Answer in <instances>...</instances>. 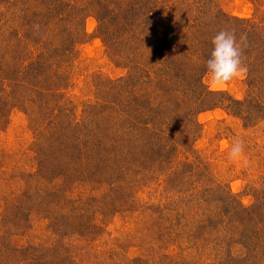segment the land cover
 I'll return each instance as SVG.
<instances>
[{
	"label": "rangeland",
	"instance_id": "374dc122",
	"mask_svg": "<svg viewBox=\"0 0 264 264\" xmlns=\"http://www.w3.org/2000/svg\"><path fill=\"white\" fill-rule=\"evenodd\" d=\"M133 1L75 0L63 22L56 0H0V264H264V96L247 71L158 97L155 66L112 34ZM215 2L264 14V0ZM170 16L158 23L175 30Z\"/></svg>",
	"mask_w": 264,
	"mask_h": 264
},
{
	"label": "trees",
	"instance_id": "16d2710c",
	"mask_svg": "<svg viewBox=\"0 0 264 264\" xmlns=\"http://www.w3.org/2000/svg\"><path fill=\"white\" fill-rule=\"evenodd\" d=\"M110 1L111 4L114 3L115 5L120 2V0ZM75 4V0H56L55 3H51L52 6H49L52 8L58 6V10L55 12L56 17H58V19H63L64 22V20L70 19L69 16H71L74 11L78 10L76 7H73ZM124 6L125 5L120 4L117 9L118 13L121 12V16L118 15L113 18L116 23L114 26L115 33L119 37H116L114 32L112 34L118 44L124 45L125 42L132 46L137 52L133 59V66L137 67L139 65L136 58H142V56L147 59L149 64L155 66L153 69L154 74L149 72L148 76L152 84L158 88V91H156L158 97L173 98L178 95L177 92L179 88L180 90L183 87L189 89V87L193 85H200L204 82L203 80L206 76V62L213 47L211 43L212 38L218 31L225 28L234 30L238 40L241 36H246L247 39L243 48L242 60L243 65L248 71V87L252 89V93L250 94H254L253 101L257 100L258 97L261 98L264 96L263 8H257L253 18L241 19L229 15L224 10H221L220 7L218 8L215 0H168V2L159 0H135L132 3L130 2L127 10ZM62 8H64V10ZM170 11L174 14L173 19L176 23L174 25V27H176L175 30H173V26L172 28H162L163 24L169 21L164 20V23H158L159 21H163V19H169L171 17ZM62 14H65V16L62 17ZM175 16L177 17L175 18ZM138 17L141 19L139 20ZM135 18L138 20L136 19L135 21ZM105 19L106 15L102 17L98 16V21H100L102 26L108 21ZM130 19L134 21L129 22L128 20ZM125 20L126 22H124ZM144 23L149 28L157 31L158 34L154 31L155 35L149 36L148 38L145 37L144 39L141 35V29L144 28ZM136 27L139 28V31H132V29ZM101 28L104 29V27ZM176 29L179 30L177 31ZM133 32L135 36L132 35V37L131 34H133ZM106 33L109 32L107 31ZM159 33L161 34L159 35ZM112 34H110V36H112ZM127 36L131 37V42H126ZM133 39L135 41H133ZM150 45L155 47L148 50V55H144V50L147 48L149 49ZM194 59H196V61H194ZM163 64L167 65V69L160 68ZM157 71L160 76H157ZM171 75L172 80L169 78ZM174 79H177L178 83H176ZM176 84L179 85V88ZM41 94H43V92ZM208 95L225 96V94H214L210 91ZM225 101L226 100H223V103ZM233 101L232 99H228V102ZM161 102L166 104L170 103L169 101ZM234 103L236 106L241 104L239 101ZM218 104L220 103L215 102L214 107ZM132 105L133 102L129 103L127 106L131 108ZM259 105L261 107L260 113L264 115V100H262ZM156 111L157 116L154 117L153 120L155 121L156 118H163L166 124L173 123L180 115L178 114V110H169V108H157ZM154 125L157 124L154 122Z\"/></svg>",
	"mask_w": 264,
	"mask_h": 264
},
{
	"label": "clouds",
	"instance_id": "9594fccd",
	"mask_svg": "<svg viewBox=\"0 0 264 264\" xmlns=\"http://www.w3.org/2000/svg\"><path fill=\"white\" fill-rule=\"evenodd\" d=\"M246 39V36H241L238 40L235 31L227 28L218 31L212 38L213 47L206 62L210 88L224 89L247 72L242 60ZM242 155L243 143L237 140L230 146L229 158L237 161Z\"/></svg>",
	"mask_w": 264,
	"mask_h": 264
}]
</instances>
